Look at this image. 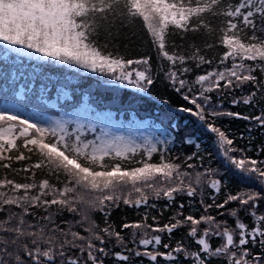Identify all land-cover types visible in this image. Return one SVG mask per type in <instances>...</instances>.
Masks as SVG:
<instances>
[{
  "label": "snow or ice",
  "instance_id": "snow-or-ice-1",
  "mask_svg": "<svg viewBox=\"0 0 264 264\" xmlns=\"http://www.w3.org/2000/svg\"><path fill=\"white\" fill-rule=\"evenodd\" d=\"M216 19L220 21L218 29L212 26ZM137 20L142 22L158 59L168 62L165 76L169 84L191 105L181 106L178 111L197 118L205 131L213 135L223 163L242 181L254 180L260 190L228 193L219 203L213 197L211 204H204L202 198L204 212L199 218L185 216L181 204L169 223L162 226L147 224L146 215L143 221L124 223L122 230H135L134 247L127 249L130 254L110 253L106 245L111 242L125 248V237L107 224V218L106 226L101 228L91 216L93 211L104 212L121 201L134 207L147 204L146 188L169 201L174 199V193L195 197L198 187L205 186L218 195L222 186L216 178L219 170L208 168L193 176L166 159L155 143L138 144L124 136H110L104 130L88 139L85 125L70 128L66 120L44 122L24 118L14 105L0 100V169L31 172L23 183L7 174L0 176V264H104L101 257L109 255L117 264H131L133 255L147 257L153 264L158 258L176 264L181 256L191 259L192 264H212L214 258L225 259V264H264L259 256L247 259L252 255L249 244L264 247V213L259 208L264 201V161L235 155L242 150L234 147V141L215 125L214 119L209 120L227 115L255 121L264 128V109L254 116L208 111L210 93L232 92L247 84L252 90L232 103L257 106L264 101V0H0V45L4 46L5 57L10 53L22 56L27 50L38 54L44 62L77 66L108 77L105 83L118 82L147 91L155 82L151 57L125 59L108 51L110 45L115 47L119 30ZM170 29L181 33L218 31V43L225 51L215 67L189 82L182 78L190 71L187 61L195 62L197 67L211 65L213 61L206 59L195 45L187 55L175 48L170 52ZM204 47L211 49L213 44ZM36 100L43 102V95ZM87 130L96 132L93 125H88ZM184 142L192 143L191 134ZM157 153L159 161L152 162ZM137 155L139 160H135ZM33 156L37 158L34 163L23 169L13 168L14 162L31 161ZM126 162L137 166L127 167ZM193 167L187 164L188 169ZM39 169H46L57 183L47 178L37 182L34 177ZM125 192L127 196L123 195ZM133 192L139 194L135 199L130 198ZM230 204L236 206L230 208ZM211 208L218 210L219 217L230 218L233 224L208 214ZM37 209L47 215L39 216ZM63 212L71 215V221L57 223L56 214ZM241 212L252 218L251 227L242 220ZM152 219L156 221V217ZM182 227L187 228V237L197 245V250L190 251L182 241L175 247L162 244L161 235L152 234L171 236ZM213 236L221 239L216 247L210 243ZM137 244L139 248L135 247ZM161 245L166 251H159Z\"/></svg>",
  "mask_w": 264,
  "mask_h": 264
},
{
  "label": "trees",
  "instance_id": "trees-1",
  "mask_svg": "<svg viewBox=\"0 0 264 264\" xmlns=\"http://www.w3.org/2000/svg\"><path fill=\"white\" fill-rule=\"evenodd\" d=\"M219 25V19L212 21L214 29H218ZM250 34L249 32L248 35ZM167 41L170 52L175 48L176 51L187 55L193 50L191 46L195 45L201 49V54L206 59L213 61L211 65L204 64L200 67H197L193 61H187L186 66L190 71L182 78L189 82L215 67L220 54L225 51V48L218 43V31H214L212 34H207L204 30L197 33H181L179 30L173 32L170 29ZM114 43L115 47L110 45L108 51L122 55L125 59L151 57L155 82L148 87L147 91H139L118 82L105 83L109 80L108 77L91 73L77 66L64 65L55 61L44 62L38 58V54L29 53L27 50L22 56L10 53L5 57L4 46L0 45V100L14 105L24 118L52 122L51 117L64 115V120L69 122L70 128L77 124L85 125L84 131L88 139L100 134L101 130H111L113 136H127L138 144L155 143L158 149L164 152L166 159L181 166V171L193 173L201 172L204 167L219 168V178L222 181L221 191L218 195L213 190L206 192L207 194L203 197L204 204H211L213 197L219 203L228 193L235 194L241 190H248L250 187L260 190L261 186L254 180L242 181L223 163L220 159L221 155L215 149L213 135L205 131L197 118L178 111L181 106L190 107L191 105L184 101L181 93L174 91L169 84L165 76L169 64L167 61L158 59L142 22L137 20L134 24L121 28L118 39ZM205 44H213V47L207 49L204 47ZM256 75H260L259 71L256 72ZM195 87L198 89L199 85ZM251 90L252 86L247 84L242 89L238 88L232 92L228 90H224L223 94L212 92L209 94L211 96L210 103L216 106V111L238 112L248 116L258 115L264 109V101L257 106L245 105L242 102L235 105L232 103L233 99L239 100L247 96ZM186 91L187 89H185ZM38 95H43V102H37ZM211 110L208 108V111ZM213 119L215 125L234 141V147L242 150L243 156L264 161V128H261L255 121H245L227 115L209 117L210 121ZM108 120L115 121L114 126L103 128L102 124ZM93 124L96 128L95 133L87 130V126ZM189 134H191V144L184 142ZM197 144L200 145L199 148L196 147ZM12 155L15 156L16 153L13 152ZM189 156H193V159L187 160ZM140 158L137 155L135 160ZM36 159V156H33L31 161L14 162L13 168L23 169L25 165L34 163ZM159 159V153L154 154L152 162H158ZM188 163L194 167L188 169ZM126 165L127 167L137 166L134 162H126ZM4 174L20 183L25 182L26 176H31V172L15 173L11 170L0 169V176ZM44 178L49 179L52 183H57L56 178L48 175L46 169L36 170L34 179L38 182ZM60 179L63 180L62 175ZM144 191L148 196L147 204L134 207L125 205L121 201L118 206L106 208L104 212L93 211L91 213L92 218L101 228L106 226L107 218V224H110L116 231H121V235L125 237V248L111 242L106 245L110 253L124 251L125 254H130L127 249L134 247L132 232L135 230H122L124 223L143 221L146 215L147 224L158 223L162 226L169 223L181 204L184 205L182 211L185 216L193 215L199 218L204 212V205L200 202L202 197L198 191L195 197H188L183 192L174 193V199L171 201L163 195L157 197L151 194V191ZM123 195L127 196V192ZM138 195L133 192L130 198L135 199ZM235 206V204H230L228 207ZM259 208H264V201L260 202ZM52 210L55 212V206ZM36 212L39 216L47 215L41 209H37ZM208 214L219 218L216 208L208 209ZM153 217H156V221H153ZM240 217L249 227L252 226L253 220L250 216L241 212ZM55 218L57 223L61 220L71 221L72 219L67 212L56 214ZM224 219L230 218L225 216ZM33 222H35V218H33ZM231 223L233 224L232 220ZM77 230L83 231L82 229ZM155 234L161 235L162 244L167 243L175 247L178 241H182L190 251L197 250V245L187 237L186 227L175 230L171 236L167 233ZM139 238V236L135 237L136 240ZM210 243L216 247L221 243V239L213 236ZM135 247H139V245L137 244ZM247 247L252 254L249 258L264 256V247L259 243L249 244ZM158 249L161 252L166 251L162 245L158 246ZM101 259L104 260V264H117L112 255L102 256ZM131 264H153V262L147 257L133 255ZM155 264H172V262L158 258ZM176 264H192V261L181 256ZM212 264H225V259L214 258Z\"/></svg>",
  "mask_w": 264,
  "mask_h": 264
},
{
  "label": "rangeland",
  "instance_id": "rangeland-1",
  "mask_svg": "<svg viewBox=\"0 0 264 264\" xmlns=\"http://www.w3.org/2000/svg\"><path fill=\"white\" fill-rule=\"evenodd\" d=\"M208 108H210V109L213 110V109H216V106L210 103V105H209ZM51 118H52V120L54 121V120H56V119L64 120L65 117H64V115H62V116H53V117H51ZM114 122H115V121H114ZM114 122H113L112 120H108V121H106L104 124H102V126H103V128H104V127H108V128H110V127H113V126H114ZM94 125H95V124H93V126H94ZM106 132H108L110 136H113L111 130H110V131H106ZM119 136H120V135H119ZM125 138L130 139V138H128L127 136H126ZM214 145H215V149H216L217 153L220 154V153L218 152V149H217V146H216L215 143H214ZM235 155L240 156V155H242V154H241V152H238V153H235ZM220 159L223 161L224 158H223L222 156H220ZM205 169H208V168L204 167V168L201 170V172H203ZM216 169H218V170H219V173H220V169L216 167L214 170H216ZM196 172H198V171H195V172L192 173L193 176L195 175ZM216 178L220 179V178H219V175H218ZM250 189H251V190H256L255 187H253V188L250 187ZM145 190H146V191H151V194L155 195V193H154L151 189H147V188H146ZM197 191L199 192L200 197L203 198V197L207 194L206 192H211V189H209V188H207V187L205 186L203 189H201V188L198 187ZM176 194H179V193H176ZM161 195H162V194H161ZM260 212L264 213V208H260ZM218 219H224V217H219ZM227 220H228V222H229V225L231 226V225H232L231 220H230V219H227ZM203 227H204V226L201 225V228H203ZM152 234L154 235L155 233H152ZM190 240H191V239H190ZM137 248H139V247H137ZM140 250L143 251L142 248H140ZM247 259H251V258L247 257ZM261 259L264 260V256L261 257Z\"/></svg>",
  "mask_w": 264,
  "mask_h": 264
}]
</instances>
